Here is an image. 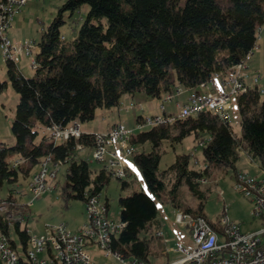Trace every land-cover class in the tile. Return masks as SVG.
I'll return each mask as SVG.
<instances>
[{"label": "trees", "instance_id": "16d2710c", "mask_svg": "<svg viewBox=\"0 0 264 264\" xmlns=\"http://www.w3.org/2000/svg\"><path fill=\"white\" fill-rule=\"evenodd\" d=\"M85 5L89 10L78 35L67 41L61 30L65 13L70 11L73 16ZM262 25L264 0H66L42 30L34 76H25L17 62L6 61L7 75L20 99L12 122L15 144L0 145V189L9 186L8 196L0 199V205H6L0 210V232L15 245L13 228L26 248L30 232L22 227V219L29 215L30 206L20 202L11 186L20 176L31 179L34 168L46 157L54 166L67 165L62 188L67 202L86 203L89 197H101L116 176L106 164L93 169L89 157L77 155L98 148L96 133L82 132L79 138L54 142L45 133L48 126L92 121L98 108H119L125 95L138 91L148 98H161L179 88L204 91L201 84L216 74L225 77L253 54ZM248 80L247 90L235 97L241 137L234 134L227 116L204 110L173 123L151 126L130 138L132 146L149 142L152 149H138L133 154L143 185L119 198L125 228L113 240L114 251L149 261L151 240L142 232L149 233L154 227L161 230L158 203L206 217L202 208L211 188L203 190L202 185L214 172L232 171L237 178L240 152L261 162L264 169V98L261 84L249 85ZM5 85L0 82V89ZM141 118L139 115L138 122ZM192 135L202 148L203 168L193 167L191 155L183 153L160 170L163 140L174 145ZM126 170L125 178L116 176L122 189L132 186L129 178H137L128 165ZM183 185L200 199L198 210L180 202ZM104 203L110 211L109 199ZM218 221L209 220L219 229Z\"/></svg>", "mask_w": 264, "mask_h": 264}, {"label": "rangeland", "instance_id": "374dc122", "mask_svg": "<svg viewBox=\"0 0 264 264\" xmlns=\"http://www.w3.org/2000/svg\"><path fill=\"white\" fill-rule=\"evenodd\" d=\"M66 0H29L26 5L16 11L12 26L9 28V34L14 44H21L27 39L39 41L42 30L47 28L54 16L58 13L60 6ZM185 0H181L184 3ZM89 6L85 5L80 11H77L73 16L70 11L65 13L66 23L62 26V34L67 41L75 39L78 35L79 29L83 23V18ZM7 33V34H8ZM259 41L253 50L251 62L249 64V72L253 75L260 74V84L264 85V29L262 32L258 31ZM17 65L23 74L27 77H33L35 70L31 65V57L27 54L20 56ZM256 70V72H255ZM173 74L176 73L172 69ZM253 78V77H252ZM0 82H6V85L0 89V145L7 144L12 146L15 144V137L12 132V122L16 112L17 104L20 95L15 91L12 83L7 75V63L0 54ZM249 85H252V79L248 80ZM186 91L185 88H183ZM167 94H163L161 98H148L144 92H136L135 94H127L122 98V103L119 108L113 110L98 108L96 116L92 121L80 122L82 132H90L96 134H105L111 124L122 123L127 128H135V133L146 130L151 126L145 128H138V116L143 115L144 118L162 114L161 105ZM264 98V93L262 94ZM183 96L173 93V101L166 103L168 112L177 111V101H183ZM226 114L234 134L237 137L242 136L241 116L237 106L236 98H232L231 107ZM131 142V140H130ZM132 155H126L118 142L107 147V152L104 158H96L95 151L86 149L78 151V157L88 158L93 169H100L104 164L107 167L112 161V151L116 156L124 160L131 171L137 175L129 178L132 181V186L128 189H122L118 177H113L110 184L102 191L101 198L103 202L106 198L109 199L110 211L109 218L113 220H120V206L119 198L121 195H127L129 192L140 189L143 185L140 172L133 161V154L138 149H145L150 151L152 149L151 143H146L138 147H132ZM82 150V149H81ZM161 161L160 170L167 169L176 161L178 154L187 153L191 155V165L196 169L203 168L204 155L201 146L196 142L194 135L185 138L181 143H173L170 140H163L161 145ZM50 174L47 179L48 189L42 192L39 197H35V193L29 185L30 177L25 178L20 176L19 182L11 188L15 189V195L21 203L30 205L29 215L22 219V227H27L29 231L38 234H44L47 225L66 224L69 229L77 230L88 219L86 213V203L81 200L66 201L62 194V188L65 185V173L67 165L53 166L50 165ZM237 170L246 173L248 177L257 178L264 186V169L261 167V162L252 161L245 152H240V159L237 163ZM113 169H117L113 167ZM40 165L34 168V171H39ZM128 173L127 170H125ZM54 172V176L51 173ZM238 172V173H239ZM237 178L234 172L230 171L228 174H221L214 172L213 175L207 179V183L202 185L205 190L210 187L208 197L202 212L206 217L213 222H217L223 215H226L231 222L237 223L241 226L243 231H253L264 226V218L254 216L256 208L253 196H247L243 191L236 186ZM9 193V186L5 185L0 189V199H5ZM180 202L184 206H190L192 209L198 210L200 208V199L195 196L188 188L183 185L180 187L178 194ZM32 202V203H31ZM181 211L172 204L158 203V219L161 223V230L164 231V238H156L157 229L154 227L151 232H142V235H147L151 240V254L149 260L152 264H163L172 262L181 257L179 252L175 251L178 243H183L187 248L193 249L195 247L194 239L191 230L186 225H181L176 222L178 213ZM197 213V212H196ZM12 228V236L19 242V237L16 236ZM20 243V242H19ZM170 250L169 256L163 255L164 250ZM95 264H124L115 255H106V250L101 249L97 245L89 248ZM129 259H127L128 261Z\"/></svg>", "mask_w": 264, "mask_h": 264}, {"label": "built area", "instance_id": "2783aa9c", "mask_svg": "<svg viewBox=\"0 0 264 264\" xmlns=\"http://www.w3.org/2000/svg\"><path fill=\"white\" fill-rule=\"evenodd\" d=\"M28 1L4 0L0 4V54L5 61L14 62H17L20 56L27 54L31 57V65L34 68L35 54L39 50L37 42L27 39L21 44H14L7 35L16 11L26 5ZM252 55L250 53L225 77L216 74L209 82L201 84L204 91L192 90L184 103L177 102L178 110L176 112H168L166 103L173 101V94H167L161 105L162 114L142 117L137 127L145 128L146 126L173 123L176 119L197 115L204 110L228 117L226 112L231 107L232 98L248 88L246 80L250 78V74L247 70ZM252 84L253 86L260 85V75H255L252 78ZM260 90L264 93L262 85H260ZM182 93H184L183 88L176 91L177 95ZM135 130V128H127L122 123H118L105 134H97L96 158H104L107 147L115 142L119 143L126 155H132L133 148L131 149L129 144ZM45 133L54 142H66L71 138L81 137L82 130L78 121H72L67 126H48ZM112 154L109 166L112 169L117 166V169H113V171L118 177L125 178L127 164L116 156L115 152L112 151ZM51 164L53 165L50 157L44 158L40 164V170L34 173L29 182L35 197H39L42 192L48 189L47 179ZM57 166L60 165H55V167ZM54 175V172L51 173V176ZM236 186L247 196L254 195L253 200L256 208L253 214L256 217L264 218L263 184L257 178H251L246 173L239 172ZM4 209H6V205H0V210ZM86 213L87 221L77 230H71L63 223L47 225L44 234L29 231L30 237L26 248L18 240L15 245H12L10 237L0 232V264H95L89 250L93 245L106 250L107 256L115 255L124 264H152L150 260L122 256L113 250V240L125 228V223L109 218L108 206L101 197L88 198ZM176 222L190 228L195 247L190 249L183 243H178L175 251L179 252L181 257L163 264H264V226L253 231H243L239 224L231 222L226 215H223L218 221L220 226L218 229L202 215L183 212L178 213ZM157 237L163 239L164 232L158 231ZM169 253L170 250L167 249L164 250L163 255L168 257ZM127 259L129 260L127 261Z\"/></svg>", "mask_w": 264, "mask_h": 264}, {"label": "crops", "instance_id": "0c3cea01", "mask_svg": "<svg viewBox=\"0 0 264 264\" xmlns=\"http://www.w3.org/2000/svg\"><path fill=\"white\" fill-rule=\"evenodd\" d=\"M263 29H264V25L261 26L259 32H262ZM8 32H9V30L7 31V33H8ZM7 35H8V37L12 40L10 34L8 33ZM35 41H36V40H35ZM258 41H259V40H258ZM251 59H252V58H251ZM250 62H251V61H250ZM249 64H250V63H249ZM255 72H256V70H255ZM250 74H251V73H250ZM253 76H254V74H253V75L251 74V77H250L249 79H252ZM261 85H262V84H261ZM262 86H264V85H262ZM183 92H184V93H182V94H178V96H183V95H184L185 99H184L183 101H177L178 103H184V102L187 100V97H188L189 93L191 92V90H186V91L183 90ZM176 95H177V94H176ZM176 105H177V103H176ZM176 108H177V106H176ZM177 110H178V108H177ZM174 112H176V111H174ZM140 116L143 117V115H140ZM112 125H113V124L109 125L108 130H109V128H110ZM89 133H90V132H89ZM163 232H164V231H163Z\"/></svg>", "mask_w": 264, "mask_h": 264}]
</instances>
